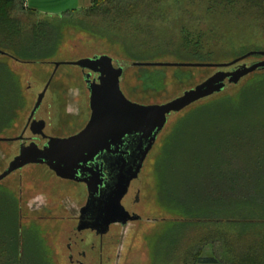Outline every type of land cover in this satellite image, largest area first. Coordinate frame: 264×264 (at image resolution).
Listing matches in <instances>:
<instances>
[{"label": "trees", "instance_id": "trees-1", "mask_svg": "<svg viewBox=\"0 0 264 264\" xmlns=\"http://www.w3.org/2000/svg\"><path fill=\"white\" fill-rule=\"evenodd\" d=\"M165 1L91 0L84 19L120 44L130 62L160 61L166 54L181 62L217 61L226 35L215 25L208 33L182 26L172 35V21L162 29L155 10ZM186 1L205 6L212 16H241V29L264 31V0ZM34 13L24 0H0V50L6 53L1 55L49 63L47 54L58 50L63 29L33 21ZM251 56L264 58L255 53L217 68L237 67ZM249 74L235 93L189 109L163 139L153 176L156 205L169 217L147 238L151 264H264V68ZM147 81L163 88L158 72ZM24 104L18 75L0 62V119L9 127ZM10 192L0 188V197L6 196L0 208V264H53L41 228L21 223L16 201L9 206L15 213L6 212Z\"/></svg>", "mask_w": 264, "mask_h": 264}, {"label": "rangeland", "instance_id": "rangeland-1", "mask_svg": "<svg viewBox=\"0 0 264 264\" xmlns=\"http://www.w3.org/2000/svg\"><path fill=\"white\" fill-rule=\"evenodd\" d=\"M86 8L80 7L61 14L39 11L30 17L35 22L42 21L43 24L57 25L63 29L58 50L47 54L46 59L49 61L77 60L96 54L109 55L120 61L123 67L120 88L124 95L134 102L142 104L166 103L180 96L183 91L201 83L219 69L210 66L132 65L133 62H130L124 55L120 44L111 43L103 38L92 21L84 19L85 12L83 10ZM155 10L156 13L162 15L159 17L162 29L167 26L169 21H172V29H170L172 35H177L182 26H189L194 31L200 30L208 33L215 25L219 31H222L221 34L226 35L224 43L221 45L223 49L219 50L217 61L213 60L209 63L229 62L249 52L264 50V31L251 28L241 29V16L239 20H235L231 16H212L211 13L205 12V6L189 5L186 0H180L177 4L176 0H166ZM24 19L28 18L24 17ZM238 24H240V29ZM142 57L150 58L151 56L144 54ZM159 60L163 62L180 61L168 54ZM259 60H264V58ZM259 60L251 56L245 59V63L250 64ZM0 62L7 63L11 70L18 75L25 100L24 107L17 112L10 131L6 121L0 119V137H9L21 130L25 118L35 103L36 95L42 90L45 77L49 76L53 66L48 63L19 62L6 55H0ZM63 69L70 68L66 66ZM157 72L160 74V78L162 77V89H156L147 81L151 74ZM251 76L252 74L243 77L237 84L217 95L182 108L177 114H169L168 122L146 157L140 181L133 185V189L135 186L141 189L140 203L135 207V210L140 214L139 219L125 225L111 226L106 240L110 244L103 248V262H97L98 258L94 259L90 256L89 260L92 262H83L84 264H151L147 238L161 224L162 219L169 217L156 205L153 176L155 159L163 139L168 135L175 121L189 109L210 99L235 93ZM68 84V87L51 86L47 92L42 109L49 123L47 131L75 130L78 128L77 118L79 117L81 121L87 118L88 92L81 80V75L78 80L72 79ZM49 102H51L50 108L47 107ZM16 151L17 144L15 142L0 141V172ZM22 173V181L19 179V172L12 174L4 181L13 191L10 198H7L6 212L15 213L9 206L13 204V201H16L17 212L22 209L21 223L25 226L31 224L39 226L46 243L56 253L55 256L59 262H53V264H70L67 262V243L71 241L69 237L72 235L73 227L77 224L75 217L79 208L85 203V188L82 187L79 190V187H76L75 189L74 186L68 185L69 183L50 177L44 170L36 166L26 167ZM21 190L23 198L22 201H19L18 196ZM3 197L6 196L1 194L0 208L2 210H4L2 207L4 205ZM82 235L86 237L85 242L81 244L82 248L90 250L92 240L98 242L90 232H85ZM90 254L94 255L95 253L90 252ZM107 255L109 259H107Z\"/></svg>", "mask_w": 264, "mask_h": 264}, {"label": "water", "instance_id": "water-1", "mask_svg": "<svg viewBox=\"0 0 264 264\" xmlns=\"http://www.w3.org/2000/svg\"><path fill=\"white\" fill-rule=\"evenodd\" d=\"M255 53L264 55V51H252L226 63L137 61L132 65L228 67ZM0 54L6 53L0 50ZM70 63L99 73L98 81L90 80V74H86L91 110L86 127L69 137H50L44 149L36 144L21 146L19 154L0 173V180L25 164L45 163L58 176L84 181L89 198L81 209L78 230L100 225L104 231L112 222L125 224L137 218L124 208L122 198L166 125L169 114L177 113L197 100L236 84L250 72L264 68V60H259L229 70L218 69L171 101L142 104L131 101L122 92L120 79L123 67L119 60L106 54H96ZM45 88L39 93L31 114L38 108ZM33 123L39 127L35 132L42 133V122L35 120ZM13 139L0 137V140Z\"/></svg>", "mask_w": 264, "mask_h": 264}, {"label": "flooded vegetation", "instance_id": "flooded-vegetation-1", "mask_svg": "<svg viewBox=\"0 0 264 264\" xmlns=\"http://www.w3.org/2000/svg\"><path fill=\"white\" fill-rule=\"evenodd\" d=\"M1 55V54H0ZM94 56V55H93ZM91 57V56H90ZM78 60V59H77ZM71 61H76V60H51L49 61L48 64L53 66V69L51 71V73L49 74L47 80L44 83V86L42 88L41 91L44 90V94L42 97V100L38 106V108L33 112V114H31L33 107L37 101L39 92L36 95V100L34 105L32 106L31 110L29 111L27 117L24 120V124L21 127V130L15 134V135H11L9 137H2V138H15L13 140H0V141H9V142H15L17 144V151L12 155V157L9 159V161L11 159H13L16 155L19 154L20 151V147L21 146H27L29 144H36L39 148L44 149L47 147V144L49 142V138L50 137H56V138H65V137H69L72 136L74 134L79 133L81 130H83L89 119H90V115H91V110L89 107V91L87 88V82H86V74H90L89 75V79L90 80H95L98 81V77H99V73L94 72L88 68H81L78 65L75 64H71ZM56 62L59 63L58 65H56ZM68 66L70 69H63V67ZM230 68H227L225 70H229ZM79 75H81V80L83 81V83L85 84V88L88 92V103H87V118L84 121L79 120L78 119V128L75 130H71L68 129V131H47L48 128V119L47 116L45 114H43L42 109H43V101L46 98L47 92L50 89L51 86H55L57 88L59 87H68V83L70 80H78ZM132 101V100H131ZM47 107L50 108L51 107V102H49L47 104ZM49 112V111H48ZM77 117V116H75ZM16 116L13 117V119L15 120ZM14 120L13 123L9 126L8 130L10 131L12 126L14 125ZM41 121L43 124L42 127V133H36L35 131L39 129V127H37L33 122L34 121ZM51 125V124H50ZM53 127H54V123H53ZM74 129V128H73ZM148 155V154H147ZM147 157V156H146ZM146 158L144 159L136 177H134L133 179L130 180L129 186L122 198V204L124 206V208L130 213V214H134L136 215V219L134 220H128V222L130 221H137L139 219L140 214L135 210V207L137 205H139L140 203V193H141V189L138 186H135V188L133 189V185L135 184V182H139L141 179V175L143 172V167H144V163H145ZM9 161L7 162V164L4 166V168L1 170V172H3ZM29 166H36L39 167L40 169L44 170L47 175H49L50 177H55L65 183H69L68 185L74 186L75 189L76 187L80 188L84 187L85 191H86V196H85V203L83 205L80 206L79 208V212L77 214L76 218V222L77 224L73 227L72 229V235L69 237L71 239V241H69L67 243V262H69L70 264H84L83 262H92L91 260H89V257L92 256L97 259V262H103V257H104V251L103 248L104 246H109L110 243H107V238L109 236V231L111 226L113 225H125V224H121L120 222H112L108 225L106 231H104L105 229L102 228V226H97V227H85L81 230H78V222H79V218L81 215V209L86 205L88 198H89V191H88V186L84 181L78 180V179H72L69 177H61L58 176L56 174V172L54 170H52L47 164L45 163H28L23 165L21 168H18L14 171H12L11 173H9L8 175H6L3 179L0 180V188L1 189H8L11 192H13L10 188L9 185L5 184L4 181L11 176L12 174L19 172V179L22 181V176L23 173L22 171L24 170V168L29 167ZM0 172V173H1ZM18 196V195H17ZM23 198V194H22V190L21 193L18 196L19 201H22ZM128 202V205H127ZM131 202V203H130ZM22 213V209L20 211ZM88 222H93V221H88ZM94 223V222H93ZM97 222H95L94 224H96ZM85 232H90L94 238H96L98 240V242H96V240H92L91 242V248L90 250H87L86 248H82L81 244L85 242V238L84 235H82ZM109 240V239H108ZM110 241H113L112 239H110ZM112 243V242H111ZM48 245V244H47ZM48 262H59V260L57 259L56 253L53 251V248H51L48 245ZM94 252L95 254H90V252ZM107 259H109V256L107 255Z\"/></svg>", "mask_w": 264, "mask_h": 264}, {"label": "crops", "instance_id": "crops-1", "mask_svg": "<svg viewBox=\"0 0 264 264\" xmlns=\"http://www.w3.org/2000/svg\"><path fill=\"white\" fill-rule=\"evenodd\" d=\"M91 0H24V7L34 12L61 14L78 8H88Z\"/></svg>", "mask_w": 264, "mask_h": 264}]
</instances>
